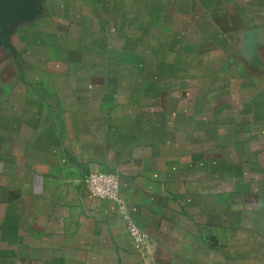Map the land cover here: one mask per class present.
<instances>
[{
	"label": "crops",
	"instance_id": "1",
	"mask_svg": "<svg viewBox=\"0 0 264 264\" xmlns=\"http://www.w3.org/2000/svg\"><path fill=\"white\" fill-rule=\"evenodd\" d=\"M38 5L0 45V264H264V0Z\"/></svg>",
	"mask_w": 264,
	"mask_h": 264
},
{
	"label": "built area",
	"instance_id": "2",
	"mask_svg": "<svg viewBox=\"0 0 264 264\" xmlns=\"http://www.w3.org/2000/svg\"><path fill=\"white\" fill-rule=\"evenodd\" d=\"M84 185L92 197L116 203L122 218L127 222L126 231L133 242L139 246L146 243L143 233L126 215V207L119 198V179L116 173L92 172L86 177Z\"/></svg>",
	"mask_w": 264,
	"mask_h": 264
},
{
	"label": "water",
	"instance_id": "3",
	"mask_svg": "<svg viewBox=\"0 0 264 264\" xmlns=\"http://www.w3.org/2000/svg\"><path fill=\"white\" fill-rule=\"evenodd\" d=\"M39 0H0V45L11 50L9 33L15 22L25 21L39 11Z\"/></svg>",
	"mask_w": 264,
	"mask_h": 264
}]
</instances>
